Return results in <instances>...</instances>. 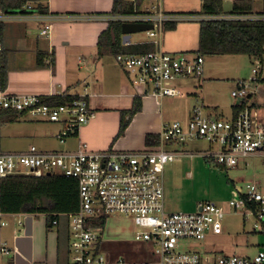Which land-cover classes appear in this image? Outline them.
<instances>
[{
  "label": "built area",
  "instance_id": "1",
  "mask_svg": "<svg viewBox=\"0 0 264 264\" xmlns=\"http://www.w3.org/2000/svg\"><path fill=\"white\" fill-rule=\"evenodd\" d=\"M128 14H109L81 20H102L106 23H133L151 25L144 32L152 51L142 55L117 54L115 62L125 72L136 97L171 98L179 94L172 83L179 79L200 78L204 57L200 54H169L161 49V36L169 24L211 21H262L264 14H172L162 9L161 0H143ZM233 2L234 0H221ZM31 6H25L24 12ZM25 16V17H24ZM33 17L41 28L39 36L48 37L52 17L48 14H0V23ZM260 62L253 61L250 77L235 82L231 93L234 98L248 96L263 72ZM256 90V89H255ZM52 98V97H50ZM0 110L13 111L47 123L59 124L57 139L62 143L75 136L94 116L88 97L79 94L66 105H49L38 95H8L0 92ZM206 141L219 148L215 153L202 156L212 159L221 169L237 167L238 161L264 153V113L257 119L250 108L244 107L229 120L206 117L201 107L192 110L187 124H166L159 134V145L142 151L93 152L80 144L73 152H40L35 147L24 153L0 154V178L13 175L40 177L54 173L72 178L78 185V211L67 217V252L71 264H106L100 252L98 229L90 226L100 216L124 215L132 218L141 230L134 239L149 243L154 248L153 259L130 262L117 258L112 264H264V251L252 258L237 256L211 257L187 249L188 242L204 240L208 232L221 234L223 211L213 204H199L194 214H165L163 211L162 168L182 153L164 150L165 144H185ZM229 205L244 221L253 219V230L264 233V193L254 184L234 186ZM21 225L20 222H18ZM53 226L57 223L54 221ZM6 243H0V258L11 255Z\"/></svg>",
  "mask_w": 264,
  "mask_h": 264
},
{
  "label": "crops",
  "instance_id": "2",
  "mask_svg": "<svg viewBox=\"0 0 264 264\" xmlns=\"http://www.w3.org/2000/svg\"><path fill=\"white\" fill-rule=\"evenodd\" d=\"M40 3L47 8V14L52 17L48 37L39 36L41 25L33 17L24 16L0 23L2 28L0 54L6 57L7 69V85L5 90L0 92L8 95H38L45 100L56 96L74 97L85 94L94 116L79 129L77 135L70 136L60 143L57 139L61 131L59 124L38 121L13 111L0 110V154L24 153L31 147L40 152H73L80 144L86 145L87 149L93 152H104L109 149L142 151L159 145V142L155 146L145 145L146 135L159 137L162 127L168 124V121L189 120L195 107L204 108L206 117L229 120L235 115V106L243 102L231 95L235 89V82L241 80L215 77L211 68L208 70L203 68L201 77L196 80L186 82V79H179L172 83L179 91L175 97L161 99L151 96L138 97L141 103L140 112L132 117L124 134L117 137L120 112L132 107L136 90L125 72L115 62L113 54H98L99 36L108 29V23L102 20H81L109 15L113 0H40ZM28 5L34 7L35 3H27L24 7ZM260 10L252 8L254 13ZM0 14L11 12L0 10ZM23 14L31 15L26 12ZM167 26L173 30L176 25ZM110 36L112 44L119 43L122 47L140 45L148 40L146 37L140 41L131 35L129 43L123 44L121 28L120 33H114L110 29ZM170 50L174 51L177 48L171 47ZM249 60L252 68L253 61ZM260 65L261 69H264V56ZM258 78L257 84L251 86L244 101L257 119H262L264 71ZM229 81L232 83H228ZM223 86L230 91V97H221ZM190 96L193 98L191 103H188L187 99ZM224 102L226 104H223ZM259 155L262 156L264 153L251 156ZM3 219L9 221L4 223L5 230L2 226ZM12 223L19 229L12 228ZM63 226L67 231V218L58 222L56 227L58 229ZM44 228L45 218L42 215L0 214V243H6L10 248L12 253L8 257H15L12 264L69 262L67 249L64 259L58 256L60 242L58 230L55 233H45ZM99 249L106 257V264H112L118 258L114 245L104 242L102 237ZM152 259L153 257H147L139 262Z\"/></svg>",
  "mask_w": 264,
  "mask_h": 264
},
{
  "label": "rangeland",
  "instance_id": "3",
  "mask_svg": "<svg viewBox=\"0 0 264 264\" xmlns=\"http://www.w3.org/2000/svg\"><path fill=\"white\" fill-rule=\"evenodd\" d=\"M201 2L202 0H161L164 12L185 15L201 14ZM251 3L253 10L262 8V0H251ZM231 7L232 2H223L224 12H230ZM175 25L173 30L163 31L161 49L169 54H195L199 22H180ZM133 36L134 39L140 41L146 39L144 33L133 34ZM171 47H176L177 50L172 51ZM249 59L246 55L206 56L203 68L204 70L211 68L215 77H224L227 80L228 78L247 80L251 71ZM192 80L196 79L188 78L185 81L191 82ZM223 88L224 91L220 93L221 97H230V91L226 90L225 86ZM192 98L193 96H190L187 102L191 103ZM204 110L201 107L202 114L205 116ZM173 122L185 125L188 119L183 121L175 119L168 121V124ZM164 150L182 153L162 168L164 213L194 214L199 204H213L224 213L221 221V234L214 235L208 232L204 240L188 242L182 249L211 257L237 256L242 258H252L259 251H264V234L253 230L255 221L253 219L244 221L243 217L229 205L234 186L243 188L245 184H254L264 193V155L248 156L239 160L237 167L221 169L212 159L202 156L204 153H215L219 150L217 146L206 141L165 144ZM2 221L3 230H5L4 223L9 221L8 219ZM12 228L16 229L15 223H12ZM57 230L60 235V256L64 259L67 249L65 227H58V229L55 227L50 231L44 228L45 233H55ZM140 230L133 224L132 218L116 214L107 217L104 229L99 230L98 234L104 242L114 245L118 258L139 262V260L154 256L152 245L134 239L135 233ZM14 258L2 256L0 264H12Z\"/></svg>",
  "mask_w": 264,
  "mask_h": 264
},
{
  "label": "trees",
  "instance_id": "4",
  "mask_svg": "<svg viewBox=\"0 0 264 264\" xmlns=\"http://www.w3.org/2000/svg\"><path fill=\"white\" fill-rule=\"evenodd\" d=\"M143 0H137L136 6H140ZM35 3L27 14L33 12L47 14V8L40 0H0L2 12L23 11L24 5ZM133 10V3L127 0H113L110 14H128ZM201 12L210 14H221L223 3L221 0H202ZM231 14H252L251 0H234L232 2ZM258 14H264V0ZM121 23L108 24V29L99 36L97 44L98 54H129L142 55L152 51L151 44L142 43L136 46H121L119 43L112 44L110 29L114 33H120ZM166 26L165 30H171ZM0 24V34H1ZM202 57L223 55H246L252 61L262 60L264 56V22L262 21H211L199 23L198 48L196 51ZM39 60V59H38ZM40 62V60H39ZM7 85L6 57L0 54V91H4ZM73 97L56 96L46 100L49 105L59 106L68 104ZM246 107V101L235 106V115ZM141 103L134 96L132 107L120 112V125L117 137L124 134L132 117L140 112ZM234 115V116H235ZM13 119V117H12ZM10 119V120H12ZM1 123V120H0ZM145 145H158L157 135H146ZM78 185L72 178H67L51 173L34 177L32 175H13L0 178V214L2 215H42L45 218V230L50 231L58 225V222L78 211ZM63 217V218H61ZM107 216H100L93 220L90 226L103 230ZM57 225L53 226L52 223ZM261 233V232H258ZM264 234V233H263ZM59 241V237H58ZM58 256H60V245L58 244ZM71 264V263H66Z\"/></svg>",
  "mask_w": 264,
  "mask_h": 264
},
{
  "label": "water",
  "instance_id": "5",
  "mask_svg": "<svg viewBox=\"0 0 264 264\" xmlns=\"http://www.w3.org/2000/svg\"><path fill=\"white\" fill-rule=\"evenodd\" d=\"M13 14H23L24 11H10ZM121 34H122V43H129L130 36L137 33H144L146 31L152 30L151 25L146 24H133V23H122L121 24ZM239 101H243L242 98ZM50 173H46L49 175Z\"/></svg>",
  "mask_w": 264,
  "mask_h": 264
}]
</instances>
